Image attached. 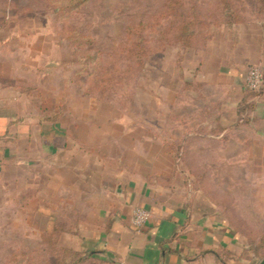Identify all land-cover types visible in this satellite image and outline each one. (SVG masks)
Returning a JSON list of instances; mask_svg holds the SVG:
<instances>
[{
    "label": "crops",
    "instance_id": "crops-1",
    "mask_svg": "<svg viewBox=\"0 0 264 264\" xmlns=\"http://www.w3.org/2000/svg\"><path fill=\"white\" fill-rule=\"evenodd\" d=\"M250 66L264 70V21L215 29L204 48L186 52L180 76L168 77L163 134L150 120L126 136L82 134L59 104L31 103L4 74L0 210L19 208L15 221L28 225L31 204L13 192L36 191L51 233L61 210L77 209L80 225L67 239L114 264H252L255 255L206 193L232 190L237 176L264 190V88L247 89ZM177 156L186 165L176 172ZM136 208L151 213L141 229L132 224Z\"/></svg>",
    "mask_w": 264,
    "mask_h": 264
},
{
    "label": "rangeland",
    "instance_id": "rangeland-1",
    "mask_svg": "<svg viewBox=\"0 0 264 264\" xmlns=\"http://www.w3.org/2000/svg\"><path fill=\"white\" fill-rule=\"evenodd\" d=\"M229 14L238 23L264 21V0H0V82L11 74L6 83L31 103L59 104L82 134L126 136L150 120L163 134L168 77L180 76L188 50L204 48L215 29L234 24ZM185 28L191 46L180 40ZM173 162L176 172L186 165ZM242 179L230 191L222 184L206 193L257 264L264 259V190ZM14 195L31 204L29 222L15 221L19 208L0 210L6 219L0 220V264H58L51 249H74L67 237L77 233L79 211L61 210L50 233L37 192Z\"/></svg>",
    "mask_w": 264,
    "mask_h": 264
},
{
    "label": "trees",
    "instance_id": "trees-1",
    "mask_svg": "<svg viewBox=\"0 0 264 264\" xmlns=\"http://www.w3.org/2000/svg\"><path fill=\"white\" fill-rule=\"evenodd\" d=\"M225 11L229 10H224V14ZM234 15L235 14H229L228 19L230 20V22L238 23L242 21L238 16L237 18H235ZM182 33L183 35H181L180 40L183 42V45L191 46V42L188 43V41L185 40L186 35L188 34V28H185ZM252 95H255V93H252ZM176 158L182 159L181 156H177ZM257 253L258 252H256V254ZM51 254L55 256L58 264H66V261L68 262V264H114L113 262L100 258L99 254H101V252L99 251L82 252L71 248H52ZM19 263L21 262H18L17 264Z\"/></svg>",
    "mask_w": 264,
    "mask_h": 264
},
{
    "label": "built area",
    "instance_id": "built-area-1",
    "mask_svg": "<svg viewBox=\"0 0 264 264\" xmlns=\"http://www.w3.org/2000/svg\"><path fill=\"white\" fill-rule=\"evenodd\" d=\"M245 84L249 91L259 94L264 88V70L260 66L248 68ZM151 218L150 211L143 208H136L133 211L132 224L136 229H141Z\"/></svg>",
    "mask_w": 264,
    "mask_h": 264
},
{
    "label": "water",
    "instance_id": "water-1",
    "mask_svg": "<svg viewBox=\"0 0 264 264\" xmlns=\"http://www.w3.org/2000/svg\"><path fill=\"white\" fill-rule=\"evenodd\" d=\"M259 264H264V259Z\"/></svg>",
    "mask_w": 264,
    "mask_h": 264
}]
</instances>
